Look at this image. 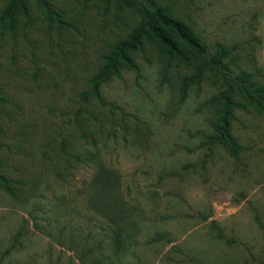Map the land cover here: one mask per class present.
Masks as SVG:
<instances>
[{
  "label": "rangeland",
  "instance_id": "374dc122",
  "mask_svg": "<svg viewBox=\"0 0 264 264\" xmlns=\"http://www.w3.org/2000/svg\"><path fill=\"white\" fill-rule=\"evenodd\" d=\"M21 1L0 21V264H264V114L233 95L236 158L194 66L144 41L103 72L137 22L117 0ZM152 1L264 89V0Z\"/></svg>",
  "mask_w": 264,
  "mask_h": 264
},
{
  "label": "trees",
  "instance_id": "16d2710c",
  "mask_svg": "<svg viewBox=\"0 0 264 264\" xmlns=\"http://www.w3.org/2000/svg\"><path fill=\"white\" fill-rule=\"evenodd\" d=\"M117 2L136 18L137 22L127 39L118 42L113 46L109 55L106 56L107 63L103 72H108L114 68L113 72H119L118 58L131 60L127 53L134 51L144 41H151L166 54L179 62L192 65L199 76L206 74L208 79L222 88L218 101L221 108L217 126V136L211 137L217 143L226 144L231 154L238 157V145L232 136L231 121L234 119V109L240 105L233 99V95H240L246 102L254 106L264 114V106L261 101L264 89L256 87L251 81V75L241 73L231 76L230 64L227 62L231 55V50L222 44L216 45L214 54H209L206 45L194 29L184 21L177 19L168 6L152 0H117ZM51 15L57 14L49 11ZM20 13L27 15L28 7L21 0H10L7 7L0 15V21L14 28L18 22ZM102 72V73H103ZM97 77L93 79V90L99 95ZM186 91L184 90V95ZM5 101L0 98V104ZM2 161L0 159V168ZM10 180L0 172V185L7 192L15 194L10 185Z\"/></svg>",
  "mask_w": 264,
  "mask_h": 264
}]
</instances>
